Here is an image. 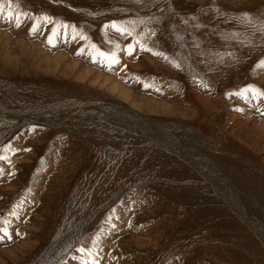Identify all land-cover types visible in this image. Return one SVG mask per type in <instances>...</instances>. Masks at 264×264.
Instances as JSON below:
<instances>
[{
	"label": "rangeland",
	"instance_id": "1",
	"mask_svg": "<svg viewBox=\"0 0 264 264\" xmlns=\"http://www.w3.org/2000/svg\"><path fill=\"white\" fill-rule=\"evenodd\" d=\"M0 3V264H264V0Z\"/></svg>",
	"mask_w": 264,
	"mask_h": 264
},
{
	"label": "bare ground",
	"instance_id": "2",
	"mask_svg": "<svg viewBox=\"0 0 264 264\" xmlns=\"http://www.w3.org/2000/svg\"><path fill=\"white\" fill-rule=\"evenodd\" d=\"M6 39V38H5ZM4 51V50H3ZM30 56V55H29ZM69 68V67H68ZM96 75V74H95ZM84 77V76H83ZM110 80L109 81V89H110V91H112L113 93L115 92V90L118 92L119 90H121V89H124V87L122 86V85H120L118 82H116V81H114V79H112V78H110V77H108L107 79H105L106 81L107 80ZM108 84V83H107ZM100 85H102V84H100ZM105 88H106V86H105ZM108 89V90H109ZM123 91V90H122ZM125 91V90H124ZM128 91V90H127ZM121 92V91H120ZM120 94V93H119ZM122 95H123V97L126 99V98H128V92H123V93H121ZM130 96V95H129ZM145 101V100H144ZM71 103H73V102H71ZM132 104H134V102L132 103ZM74 105V104H73ZM103 106H102V108H94V104H88L87 105V107H85L84 105L82 106V105H77V106H73L74 107V109H78L77 110V112H79V110H81V108H88V109H91V110H87V111H85V110H81V111H83L82 113H90V114H93V115H95V116H103V114L105 113H109L108 111L110 110V105H107V104H102ZM112 106V105H111ZM112 109H113V107H111ZM108 110V111H107ZM114 110V109H113ZM113 110H112V113H113ZM34 111V110H33ZM23 112H21L19 115L21 116V115H23L22 114ZM29 113V112H28ZM76 113V112H75ZM81 113V112H80ZM81 113V114H82ZM103 113V114H102ZM15 114H17V113H15ZM27 114V113H26ZM25 114V115H26ZM110 114V113H109ZM34 115V114H33ZM76 117V116H75ZM144 117V116H143ZM142 117V118H143ZM14 118H16V117H14ZM34 118H37V117H34ZM125 118H126V116H125ZM145 118V117H144ZM136 119V118H135ZM15 120H17V119H15ZM145 120V122H146V119H144ZM138 121V120H137ZM140 121H142V120H140ZM140 123V122H139ZM142 123L143 122H141V125H140V127L142 126ZM136 124H138V122H135V125ZM147 125V124H146ZM151 125V124H150ZM149 126V125H148ZM154 132H156V131H154ZM160 132V131H159ZM156 135H158V134H156ZM150 136V135H149ZM158 136H160V135H158ZM151 138H152V136H151ZM160 139V138H159ZM158 139V140H159ZM162 139V138H161ZM164 139V138H163ZM157 141V140H156ZM154 142H155V140H154ZM162 145L167 149V150H169L170 152H174V153H177V154H179V155H181V156H183L184 157V153H183V151L181 150V148L179 147H175V146H173V144H172V142H170L169 140H162ZM186 157V156H185ZM210 176V175H209ZM211 177V176H210ZM211 178H213V177H211ZM223 179H217V185L219 186V184H220V186H224V183H221V182H223L222 181ZM220 182V183H219ZM215 183V184H216ZM221 189V188H220ZM224 189H222V191H223ZM228 192H229V194H227L226 195V199H228L229 200V202H232L233 204H235L236 203V200H235V198H234V196H233V193H232V191L231 190H228ZM222 194V193H221ZM225 194V193H224ZM223 195V194H222ZM237 204V203H236ZM236 204L234 205V207H235V209H237V206H236ZM240 208V207H239ZM238 208V210H240ZM242 210V209H241ZM240 210V211H241ZM243 211V210H242ZM241 214V215H240ZM243 214H242V212L241 213H239V216H242ZM245 216V215H244ZM248 218V217H247ZM242 219L244 220V222H245V220L247 221L246 223H248V225L249 224H251L250 222L251 221H249V220H247L245 217H242ZM242 220V221H243ZM255 224V223H254ZM252 226L251 227H253V229L257 232V235H259L261 238H262V240L264 241V231H261L259 228H261L260 226H256V225H253V224H251ZM23 246V245H22ZM26 246V245H25ZM27 248V247H26ZM13 250V249H12Z\"/></svg>",
	"mask_w": 264,
	"mask_h": 264
},
{
	"label": "snow or ice",
	"instance_id": "3",
	"mask_svg": "<svg viewBox=\"0 0 264 264\" xmlns=\"http://www.w3.org/2000/svg\"><path fill=\"white\" fill-rule=\"evenodd\" d=\"M4 10V5L3 3H0V12H2ZM21 13H14L12 11V4H11V0H9V3H8V11L5 13V17L8 18V19H12L14 17L15 19V25L17 27L20 26V17ZM44 21L45 22H48L50 20L49 17L45 16L43 17ZM113 28H116L117 31L121 32L122 34L126 33L127 35L131 36L132 33L131 32H128L126 29H123V28H119L117 27V25L115 23H113L111 25ZM36 28V25L33 24V27H32V30L34 31ZM49 43H52V37L50 36L49 37V40H48ZM141 47L143 48V45H141ZM93 48L95 49V46L93 45ZM132 50H133V45L132 44H128L127 45V48L125 49V51L131 55L132 53ZM97 51V55L101 56V57H104L108 62H109V65L111 64H115V63H119V60L117 59L116 57V53L115 52H110V53H104V52H99V50H96ZM261 66H264V61H260L257 65V67H261ZM146 87L148 85H145ZM248 92H252L254 96H264V92H261L259 89L255 88V86L253 85H248L246 86L245 88L241 89L238 93H236L237 95H245L246 93ZM6 157H0V159H5ZM11 215H16L15 212L11 213ZM9 221L8 220H0V232H2L4 234V236H7L8 235V229H7V225H8ZM81 252L84 251V249H80Z\"/></svg>",
	"mask_w": 264,
	"mask_h": 264
}]
</instances>
